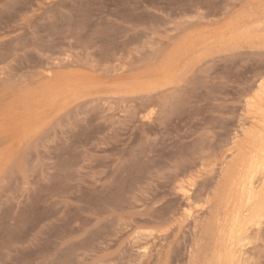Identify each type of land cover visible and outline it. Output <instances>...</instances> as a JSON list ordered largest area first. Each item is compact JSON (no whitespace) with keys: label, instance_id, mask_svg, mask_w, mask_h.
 Listing matches in <instances>:
<instances>
[{"label":"rangeland","instance_id":"obj_1","mask_svg":"<svg viewBox=\"0 0 264 264\" xmlns=\"http://www.w3.org/2000/svg\"><path fill=\"white\" fill-rule=\"evenodd\" d=\"M262 25L264 0H0V264H264L262 174L238 192Z\"/></svg>","mask_w":264,"mask_h":264},{"label":"bare ground","instance_id":"obj_2","mask_svg":"<svg viewBox=\"0 0 264 264\" xmlns=\"http://www.w3.org/2000/svg\"><path fill=\"white\" fill-rule=\"evenodd\" d=\"M264 26V25H262ZM261 29H259L260 31ZM262 123L264 124V121H262ZM263 133V132H262ZM262 133H260L258 135V140L256 142L257 147H256V153L254 156L251 157L250 160V165L248 167L247 170V174L244 176H241V180L242 183L239 186V190L240 193L242 194V204L243 202L247 205V206H254V204H257L255 202H257V200L260 198L261 194V190H259V186H257V183L255 182V177L258 174H262L263 178H264V135H262ZM264 180V179H263ZM264 184V183H263ZM262 188V187H261ZM181 189H184V186H181ZM264 189V188H262ZM189 191H186V195L188 194ZM264 194V193H263ZM263 197V196H262ZM240 199V198H239ZM238 199V200H239ZM259 201H261L259 199ZM236 204V203H235ZM238 208V207H237ZM235 209V208H234ZM239 210V209H238ZM246 212V211H245ZM261 214V213H260ZM245 215V214H244ZM258 215V214H257ZM261 216V215H260ZM232 217V216H231ZM257 217V216H256ZM261 218V217H260ZM232 219V218H230ZM234 220L235 223L238 224L240 222V213L236 212L235 216H234ZM253 222V221H252ZM251 222V223H252ZM254 223V222H253ZM256 224V223H255ZM254 224V225H255ZM253 225V224H252ZM258 225V224H256ZM239 229V228H238ZM234 234V233H233ZM247 237H244L243 240H245ZM231 239V238H230Z\"/></svg>","mask_w":264,"mask_h":264}]
</instances>
